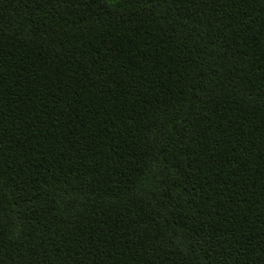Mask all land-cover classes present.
Masks as SVG:
<instances>
[{
	"label": "trees",
	"instance_id": "16d2710c",
	"mask_svg": "<svg viewBox=\"0 0 264 264\" xmlns=\"http://www.w3.org/2000/svg\"><path fill=\"white\" fill-rule=\"evenodd\" d=\"M0 264H264V0H0Z\"/></svg>",
	"mask_w": 264,
	"mask_h": 264
}]
</instances>
